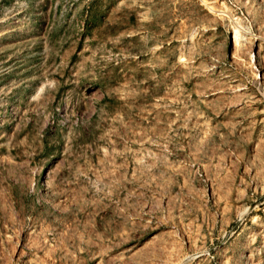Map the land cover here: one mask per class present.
Segmentation results:
<instances>
[{"label": "rangeland", "instance_id": "obj_1", "mask_svg": "<svg viewBox=\"0 0 264 264\" xmlns=\"http://www.w3.org/2000/svg\"><path fill=\"white\" fill-rule=\"evenodd\" d=\"M0 264H264V0H0Z\"/></svg>", "mask_w": 264, "mask_h": 264}]
</instances>
